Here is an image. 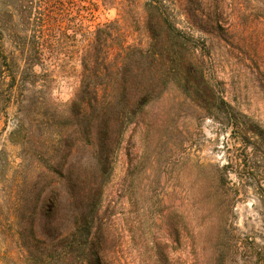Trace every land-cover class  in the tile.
Returning a JSON list of instances; mask_svg holds the SVG:
<instances>
[{
	"label": "rangeland",
	"instance_id": "374dc122",
	"mask_svg": "<svg viewBox=\"0 0 264 264\" xmlns=\"http://www.w3.org/2000/svg\"><path fill=\"white\" fill-rule=\"evenodd\" d=\"M146 2L132 5L131 43L146 42ZM166 2L178 27L205 44L207 78L230 107H202L176 79L128 118L116 133L97 233L125 264H264V0ZM222 11L225 30L216 25ZM117 17V8H101L90 24ZM2 18L0 1V32ZM70 50L14 82L17 54L0 33V264H43L60 253L44 208L68 196L69 167L76 177L96 161L99 119L73 110L82 64ZM58 217L70 228L71 211Z\"/></svg>",
	"mask_w": 264,
	"mask_h": 264
},
{
	"label": "trees",
	"instance_id": "16d2710c",
	"mask_svg": "<svg viewBox=\"0 0 264 264\" xmlns=\"http://www.w3.org/2000/svg\"><path fill=\"white\" fill-rule=\"evenodd\" d=\"M0 1L3 15L0 33L12 41L17 54L13 59L16 71L13 81L23 83L24 69L30 71L37 65L44 66L49 58L71 53L74 47L80 54L82 79L72 102L73 110L83 118L99 119L95 127L96 161L81 164L76 177L74 169L69 167L68 196L62 199L67 205L55 198L44 208L45 233L64 245L59 254L56 250L42 263L125 264L109 256L104 246L107 240L103 242V235L97 233L103 225L99 207L105 177L111 167V153L117 144L116 133L123 130L128 118L139 116L142 107L176 79L202 107H230L207 78L206 46H200V41L178 27L166 0H147L143 21L146 42L136 43L130 42L127 29L136 0ZM222 5L226 7L225 0H218V6ZM114 7L118 10L117 18L95 26L90 24L101 8ZM220 16L223 11L217 16L216 25L225 30ZM250 132L255 131L250 128ZM91 138L89 125L87 144L93 143ZM64 211H71L72 216L66 231L56 225L58 214ZM75 250L79 254L74 257Z\"/></svg>",
	"mask_w": 264,
	"mask_h": 264
}]
</instances>
